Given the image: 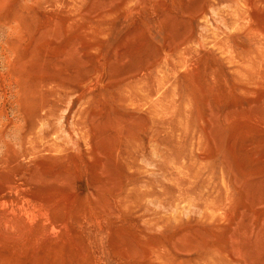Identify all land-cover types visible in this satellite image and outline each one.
Wrapping results in <instances>:
<instances>
[{
  "label": "rangeland",
  "instance_id": "1",
  "mask_svg": "<svg viewBox=\"0 0 264 264\" xmlns=\"http://www.w3.org/2000/svg\"><path fill=\"white\" fill-rule=\"evenodd\" d=\"M0 264H264V0H0Z\"/></svg>",
  "mask_w": 264,
  "mask_h": 264
},
{
  "label": "bare ground",
  "instance_id": "2",
  "mask_svg": "<svg viewBox=\"0 0 264 264\" xmlns=\"http://www.w3.org/2000/svg\"><path fill=\"white\" fill-rule=\"evenodd\" d=\"M181 41H182V40H181ZM178 43H180V42H178ZM178 43H176V44H178ZM176 44H175V45H176ZM175 45H174V46H175ZM174 46H173V47H174ZM167 48H168V47H167ZM166 51H167V50H166ZM157 60H158V57H157ZM151 64H152V63H151ZM157 64H158V63H157ZM147 66H149V63H148ZM156 66H157V65H156ZM138 72H139V71H138ZM134 73H135V72H134ZM142 73H143V71H142ZM136 74H137V73H136ZM93 117H94V116H93ZM91 119H92V118H91ZM95 120H96V119H95ZM90 123H92V122H90ZM98 123H99V122H98ZM7 154H8V153H7ZM6 159H7V158H6ZM41 178H43V177H41ZM27 199H28V198H27Z\"/></svg>",
  "mask_w": 264,
  "mask_h": 264
}]
</instances>
